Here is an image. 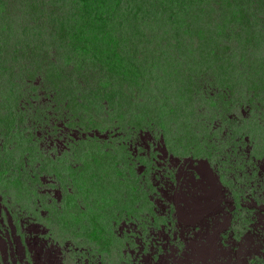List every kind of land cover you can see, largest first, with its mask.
Here are the masks:
<instances>
[{
    "label": "rangeland",
    "instance_id": "374dc122",
    "mask_svg": "<svg viewBox=\"0 0 264 264\" xmlns=\"http://www.w3.org/2000/svg\"><path fill=\"white\" fill-rule=\"evenodd\" d=\"M52 1L0 0V225L16 223L26 247L44 239L54 264H264L253 238L264 246V81L250 67L229 80L212 51L211 70L195 66L208 68L191 24L179 31L184 54L144 38L134 77L70 64L43 17ZM72 4H59L60 19ZM213 27L211 41L225 42ZM45 40V53L34 49ZM186 170L205 181L187 199ZM188 215L210 229L207 245L196 228L180 232Z\"/></svg>",
    "mask_w": 264,
    "mask_h": 264
},
{
    "label": "trees",
    "instance_id": "16d2710c",
    "mask_svg": "<svg viewBox=\"0 0 264 264\" xmlns=\"http://www.w3.org/2000/svg\"><path fill=\"white\" fill-rule=\"evenodd\" d=\"M60 3L66 6L72 4L73 1H52L49 3L52 13L48 16L43 15V17H47L51 33L59 35L63 43L60 45L66 50V59L70 60V64L79 62L84 65H92L95 70L105 71H112V67H114L116 70L113 72H121L123 76L134 77L136 63L140 64L138 54H143L138 47L144 46L142 42L144 38L148 43H150L148 39L154 41L155 38H158L159 46L162 47L163 42L169 45L173 44L172 53L184 54L180 46L185 33L182 37L179 31L187 24H191L189 31L194 34L197 40V48L193 54L197 55V51L199 57L207 61L208 68L202 67L196 60H193L195 66L211 70L213 65L211 66V62L203 56L208 57L206 52L212 51L214 56L212 61L219 63L215 68L225 70L229 80L232 75L235 76L232 69L234 72H239L245 67H250L254 73L244 74L251 77L254 74L260 82L264 81V0H75L74 6L72 4L74 14L70 16L63 13L61 19L60 12H57L62 8ZM42 4L39 3L40 6ZM213 24L215 25L213 30L220 31L221 37L225 38V42H228L224 50H221V53L225 52L224 54L217 52L216 48L223 46L225 42L219 39L217 42L211 41L213 35L210 28ZM28 30L30 28L22 34L30 36L33 30L31 34L28 33ZM46 41H33L34 49L45 53L48 49V45H44ZM162 53L168 61L171 54L167 50H163ZM147 54L151 56L154 53L147 51ZM126 55L132 56V58L125 57ZM252 61L256 64V68L249 66ZM179 62L176 60L170 63L179 66ZM238 68L239 70H237ZM111 73L101 77L98 94L104 96L105 93H108L106 88L111 79ZM240 77L241 74L238 78L240 79ZM222 84H220L222 87L230 86L227 83V85ZM114 93L115 95L124 94L121 90H114ZM111 94L112 91H110ZM263 101L264 95L258 98V106ZM202 181L197 170L193 172L186 170L179 186L180 194L187 199L194 195L193 190L196 188H200V194L205 185V181ZM224 204L221 203V206L223 207ZM217 216L220 221L223 220L221 215ZM230 217L231 215H228V219ZM213 220L212 216L210 221ZM194 223L195 216H186L180 232L187 231L189 237H192L195 232L194 228H196V231H202L200 242L207 245V235L210 233V229L204 230L202 229L203 225L200 227ZM257 225L259 226V223ZM1 226L0 264L24 263L22 238L13 230L14 227L3 228ZM214 227L213 224L212 236H214ZM253 238L255 245H259V247L257 246L258 250L262 249L264 247L262 241L254 236ZM227 242L229 241L225 242L224 238L219 241L220 254L217 255L220 260L223 259L224 249L232 246ZM231 249L235 251L234 247ZM248 256V254L244 255V260ZM191 261L193 264H201L198 256ZM211 262L212 264L215 262L214 255L211 256Z\"/></svg>",
    "mask_w": 264,
    "mask_h": 264
},
{
    "label": "flooded vegetation",
    "instance_id": "af4514ba",
    "mask_svg": "<svg viewBox=\"0 0 264 264\" xmlns=\"http://www.w3.org/2000/svg\"><path fill=\"white\" fill-rule=\"evenodd\" d=\"M7 223L8 224L5 226L1 223L2 224L1 227H3V228L11 227L12 228L13 225L16 224L13 221H10ZM13 230H15L17 232V234L22 238L21 240H22L23 246H24L23 247V251H24L23 261H24V263H22V264H54V263H52V259H53L52 253H53V255L55 253H54L52 248L47 247L46 243H48V242H46L44 239H40L38 237L31 238V242H30V240H29L30 238H27L28 243H27V247H26V243L23 240V237L19 234L18 229L13 228ZM56 253L59 255L58 252H56ZM191 263L193 264V261H191ZM56 264H58V262Z\"/></svg>",
    "mask_w": 264,
    "mask_h": 264
}]
</instances>
